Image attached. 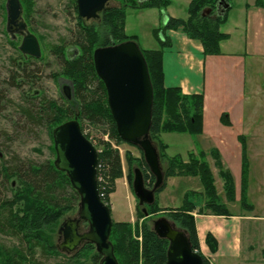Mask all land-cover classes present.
Returning a JSON list of instances; mask_svg holds the SVG:
<instances>
[{"label": "trees", "instance_id": "obj_1", "mask_svg": "<svg viewBox=\"0 0 264 264\" xmlns=\"http://www.w3.org/2000/svg\"><path fill=\"white\" fill-rule=\"evenodd\" d=\"M230 5V0H227ZM258 0L256 4L260 5ZM21 6L26 9V18L30 15L31 0H19ZM218 0H190L185 20L166 17L161 28L152 31L153 37L161 47L168 45L164 38L166 31H181L191 40L198 41L203 49L204 56L220 55V43L228 36L219 31L221 25L226 22L229 9L222 16H217ZM171 0H124L120 7H106L99 14L96 23L87 25L77 17L79 35L76 42L78 51L67 57L66 54L56 49L60 58V66L64 77L69 84L72 99L68 107L62 109L56 103L39 98L35 105L29 102L24 109L25 116L34 125L45 124L52 141V131L59 125L76 119L82 134H84L82 123L86 122L93 127H105L108 138L116 144H124L118 137L115 123L107 106V96L103 83L97 78L93 66L92 54L94 50L101 47H109L124 42L132 41L137 43L136 37L127 36L124 32L127 9L157 10L161 15L170 6ZM73 8L76 13L75 0ZM208 11V13H204ZM77 14V13H76ZM55 50V49H54ZM145 60L150 82L153 91L152 116L149 136L155 144L160 163L162 165L165 179L177 177L198 178L202 186L203 196L206 200L204 208L197 209V206L190 198L196 194L187 193L184 195L182 205L177 209L161 210L158 207L156 196L155 203L146 207L148 217L142 214L140 208H136V216L142 222L131 225L129 223H113L110 243L113 246L114 257L118 264H165L168 242L158 238L148 224V220L156 215L163 216L177 229L185 232L192 250L198 251V239L193 214L205 215L210 213L214 216H229V212L220 203L216 192L214 177L205 157L188 155V162H183L180 156L169 158L166 155L167 146L161 141V134H188L198 137L202 134V95H183L179 88H165L162 74V53L161 51H145L140 48ZM21 63L18 65L19 74L12 75L14 81L21 78L22 83L30 85L34 81V72L31 70L32 59L21 55ZM58 76V75H57ZM72 111H76L75 114ZM220 122L229 126L227 115H222ZM242 145V172H241V198L240 202L244 207L245 181L247 176V158L245 141L239 138ZM53 143V142H52ZM103 148L98 153L97 178L98 192L103 193L104 198L100 200L107 205V197L113 193L115 181L122 177V167L119 154L107 143L102 144ZM51 154L55 159L53 146ZM54 159L44 164L25 162L2 166L0 176L8 183L11 192L10 200L0 202L1 218L0 229H9L17 238L20 248L5 249L0 247V264H41L35 260V256H42L45 259L62 257L69 264H76L84 253H91V264H99L101 258L96 254L94 247L84 244L77 252L67 255L57 250L54 242L56 228L61 219L71 211L78 208L79 197L71 188L67 176L55 169ZM126 165L128 169L127 180L132 181V168L139 169L146 187L151 188L154 178L146 167L142 154L138 159L126 154ZM214 165L218 169V175L223 185V193L228 202L234 199V186L231 175L224 171L220 164L217 152L212 156ZM17 181L20 186L12 188V182ZM10 181V182H9ZM1 215V216H2ZM152 222V221H151ZM86 228L85 224H82ZM58 235V232H57ZM140 239V241L138 240ZM206 245L211 252L216 250V241L211 235L206 237ZM203 264L207 260L199 254Z\"/></svg>", "mask_w": 264, "mask_h": 264}, {"label": "crops", "instance_id": "obj_2", "mask_svg": "<svg viewBox=\"0 0 264 264\" xmlns=\"http://www.w3.org/2000/svg\"><path fill=\"white\" fill-rule=\"evenodd\" d=\"M175 1L186 10L190 4V0ZM257 1L230 0L226 22L219 28L228 39L220 43L218 56H204L201 44L181 31H166L168 45L160 46L152 31L161 28L166 17L186 19L172 10L173 0L163 15L151 10L155 18L149 27V43L139 45L145 51H161L165 88H179L186 96H203L202 134L181 159L187 161L189 154L204 156L215 187L219 184L222 189L212 159L217 152L222 168L232 176L235 201L223 199L230 215H193L200 253L212 264H264V87L258 81L264 78V0L260 5ZM222 115H227L229 126L221 124ZM163 135L160 139L167 146L166 155L180 156L168 155L171 147ZM240 137L245 141L247 158L244 202L251 209L239 204ZM237 203L240 209L235 208ZM208 235L216 241L214 252L206 245Z\"/></svg>", "mask_w": 264, "mask_h": 264}, {"label": "rangeland", "instance_id": "obj_3", "mask_svg": "<svg viewBox=\"0 0 264 264\" xmlns=\"http://www.w3.org/2000/svg\"><path fill=\"white\" fill-rule=\"evenodd\" d=\"M73 1L74 0H31V11L27 18L25 14L26 9L20 4L22 21L26 25L27 32L38 41L41 52L39 59L31 58L32 62L29 66L34 72L32 77L34 82L30 85H24L21 78L17 80L15 78L14 81L11 80L12 75L17 76L16 74H19L20 70L18 69V65L23 63L20 61L22 54L18 49L22 38L15 35L13 31L10 33L6 32V0H0V170L2 166H8L12 164V162H14L13 164L17 161H19V164L33 162L38 165L54 159L51 154L53 143L49 138L46 125L32 124L25 116L24 109L28 102L32 105H36L40 97H44L46 100L56 103V106L62 109L67 108V103L72 99L69 84L65 81L64 77L62 78V76H60L62 70L60 58L58 57L56 49L62 50L67 57H71V55L78 51L75 45L79 35V27L77 25V14L73 8ZM123 4L124 0H109L106 7H120ZM180 6V4L173 0L172 10L175 14L178 17L187 18L185 5ZM154 18V11L127 9L125 18L126 27H124L125 34L130 37H136V40L138 39L136 43L138 46H142L146 42L149 43V27L152 26ZM85 23L91 25L96 23V21H86ZM258 81L259 85L264 87V78L260 77ZM64 87H68L69 89V96L71 97L69 100L65 97L63 91ZM262 98L264 99V96H262ZM75 112L72 111L74 114ZM68 116L70 117L67 118V120L73 119L71 118V116H73L72 114H68ZM82 127L84 134L88 136L90 143L94 146L97 153L101 152L103 148L102 144L107 143L118 152L120 157L122 177L115 181L113 193L107 197V207L110 209L112 222L129 223L131 225L138 222V224H140L142 221L138 220L136 216V208L140 207L132 192V181L131 184H129L127 180L128 169L125 159L126 154L131 155L134 159H138L140 157L139 150L128 144L118 145L110 140L108 136L105 135L107 131L105 127H93L86 122L82 123ZM196 140L197 137H192L188 134L168 133L163 135V141L168 143L171 147L168 152L169 156L180 154V157H183L185 151H187ZM186 162L188 161H185V163ZM135 168L136 167L132 168V180L133 170ZM218 178H220L219 175ZM10 181L12 182V188L15 189L20 186L17 181ZM164 183L165 188L156 196L158 207L161 210L179 208L182 205L184 195L187 193L196 194L194 197L190 198V200L195 203L197 209L204 208L203 206L206 200L203 196L202 186L198 178H169L165 180ZM217 185L219 188L220 185ZM9 188L8 183L3 181V176H0V202L11 199L12 195ZM219 190L217 195L220 203L224 205L223 199L224 202L231 203L226 201L223 189L219 188ZM234 201L235 187L234 199L232 202ZM239 204L244 208L240 201ZM239 204L237 203L236 209H240ZM76 213L77 209L69 212L61 219L54 235V242L57 246L62 243L61 240L59 241L57 235L60 225L67 219L75 218ZM209 214L210 213H206L205 215ZM1 215L2 214H0L1 218L5 217V214ZM160 217V214L156 215L147 222L151 225V221ZM1 223L2 221L0 219V224ZM86 228L81 225L82 231H85ZM138 240L140 241L139 238ZM0 247L10 250L13 248H20V244L9 229H0ZM91 255V253H84L76 264H91ZM205 259L208 264H212L206 257ZM35 260L39 261L41 264H69L62 257H53L47 260L42 256L36 255Z\"/></svg>", "mask_w": 264, "mask_h": 264}, {"label": "water", "instance_id": "obj_4", "mask_svg": "<svg viewBox=\"0 0 264 264\" xmlns=\"http://www.w3.org/2000/svg\"><path fill=\"white\" fill-rule=\"evenodd\" d=\"M108 2L75 0L77 17L84 21L96 20ZM229 7L227 0H218L217 16L224 15ZM5 9L6 32L13 31L22 38L19 52L23 56L39 59L38 41L26 30L19 0H6ZM92 61L95 74L104 85L107 106L119 139L140 151L154 178L152 188L148 189L140 170H133L132 192L142 214L147 217L146 207L155 203V195L163 187L165 176L157 148L149 136L153 91L145 60L138 45L128 41L94 50ZM63 91L69 100L68 87H64ZM52 141L55 169L67 176L71 188L79 197L76 217L66 220L58 230L62 243L57 250L71 255L84 244H90L101 258L99 264H118L109 241L112 229L110 210L98 195V153L82 134L76 119L54 128ZM80 223L86 224V231L80 232ZM151 229L158 238L168 242L165 264H203L202 258L193 252L185 232L164 217L152 221Z\"/></svg>", "mask_w": 264, "mask_h": 264}, {"label": "flooded vegetation", "instance_id": "obj_5", "mask_svg": "<svg viewBox=\"0 0 264 264\" xmlns=\"http://www.w3.org/2000/svg\"><path fill=\"white\" fill-rule=\"evenodd\" d=\"M64 222H62V224H63ZM58 239H59V241L61 240L62 241V235H59L58 236Z\"/></svg>", "mask_w": 264, "mask_h": 264}]
</instances>
